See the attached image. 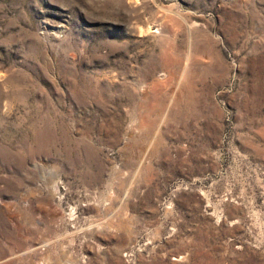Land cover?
I'll list each match as a JSON object with an SVG mask.
<instances>
[{
  "label": "rangeland",
  "instance_id": "1",
  "mask_svg": "<svg viewBox=\"0 0 264 264\" xmlns=\"http://www.w3.org/2000/svg\"><path fill=\"white\" fill-rule=\"evenodd\" d=\"M0 264H264V0H0Z\"/></svg>",
  "mask_w": 264,
  "mask_h": 264
}]
</instances>
